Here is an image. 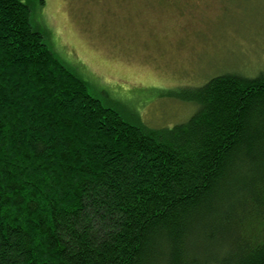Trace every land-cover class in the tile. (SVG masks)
<instances>
[{
	"label": "trees",
	"instance_id": "16d2710c",
	"mask_svg": "<svg viewBox=\"0 0 264 264\" xmlns=\"http://www.w3.org/2000/svg\"><path fill=\"white\" fill-rule=\"evenodd\" d=\"M181 96L127 122L0 0V264H264V74Z\"/></svg>",
	"mask_w": 264,
	"mask_h": 264
},
{
	"label": "rangeland",
	"instance_id": "374dc122",
	"mask_svg": "<svg viewBox=\"0 0 264 264\" xmlns=\"http://www.w3.org/2000/svg\"><path fill=\"white\" fill-rule=\"evenodd\" d=\"M29 10L89 92L149 130L192 116L187 88L264 74V0H29Z\"/></svg>",
	"mask_w": 264,
	"mask_h": 264
}]
</instances>
